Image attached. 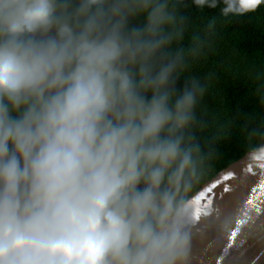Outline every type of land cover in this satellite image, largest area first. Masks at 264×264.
<instances>
[{"label": "clouds", "instance_id": "1", "mask_svg": "<svg viewBox=\"0 0 264 264\" xmlns=\"http://www.w3.org/2000/svg\"><path fill=\"white\" fill-rule=\"evenodd\" d=\"M228 20L264 0H192ZM184 0H0V264H190L194 237L224 253L264 240V197L222 214L195 204L233 120L201 111L211 52L182 43ZM183 77L184 86L177 89ZM264 103V86L257 89ZM244 174L264 185V115L245 116ZM228 191V189H225Z\"/></svg>", "mask_w": 264, "mask_h": 264}, {"label": "trees", "instance_id": "2", "mask_svg": "<svg viewBox=\"0 0 264 264\" xmlns=\"http://www.w3.org/2000/svg\"><path fill=\"white\" fill-rule=\"evenodd\" d=\"M181 9L191 23L190 31L182 43L188 44L193 34H205L208 19L216 17L215 29L211 31V52L190 61L183 75H199L208 81V90L201 105L203 115L211 129L199 135L203 143L215 130L218 123L233 120V132L215 144V155L197 190L220 170L242 158L247 153V144L241 133L245 116L264 115V103L257 89L264 86V7L251 16L229 18L219 16V8L198 9L192 0H184ZM184 79L176 84L182 89Z\"/></svg>", "mask_w": 264, "mask_h": 264}, {"label": "water", "instance_id": "3", "mask_svg": "<svg viewBox=\"0 0 264 264\" xmlns=\"http://www.w3.org/2000/svg\"><path fill=\"white\" fill-rule=\"evenodd\" d=\"M246 164L247 153L202 184L194 194V203L199 205L203 199L211 198L213 205L226 215L251 196L254 187H258L259 195L264 197V185L259 183V173L246 176L243 172ZM216 235L213 230L203 239L194 237L190 264H264V240L250 238L244 245L233 247L225 254L227 241L212 243Z\"/></svg>", "mask_w": 264, "mask_h": 264}]
</instances>
